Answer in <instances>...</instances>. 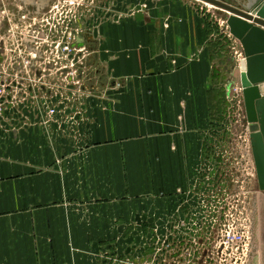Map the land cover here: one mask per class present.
Segmentation results:
<instances>
[{
    "label": "crops",
    "instance_id": "crops-1",
    "mask_svg": "<svg viewBox=\"0 0 264 264\" xmlns=\"http://www.w3.org/2000/svg\"><path fill=\"white\" fill-rule=\"evenodd\" d=\"M159 27L147 18L82 29L102 84L88 93L107 105H37L27 130L0 131V264H101L103 243L178 215L199 133L225 95L212 90L210 36ZM258 217L250 264H264Z\"/></svg>",
    "mask_w": 264,
    "mask_h": 264
},
{
    "label": "rangeland",
    "instance_id": "rangeland-1",
    "mask_svg": "<svg viewBox=\"0 0 264 264\" xmlns=\"http://www.w3.org/2000/svg\"><path fill=\"white\" fill-rule=\"evenodd\" d=\"M222 1L237 6L236 0ZM29 2L12 0L0 10V78L7 85L8 98L0 114V131L7 136L29 128L24 125L28 117L35 116L37 105H107L106 96L84 89L87 73L93 78L98 70L88 65L93 52L73 38L82 29L95 28L102 21L137 23L148 18L150 23L158 19L163 37H174V31L181 37L210 36L212 90L224 93L225 105L211 106L210 122L199 133L200 153L190 161L194 165L180 188L178 215L164 211L168 216L159 215L147 231L103 243L101 264H207V246L215 252L220 229H230L236 212L245 211L256 229L260 215L264 228V192H259L251 138L257 122L250 115L251 97L233 75L245 51L230 32L226 12L202 0ZM198 26L203 35L199 36ZM13 119L23 121L22 125L16 126ZM249 137L251 152L245 149ZM207 233L212 234L209 245ZM260 238L264 247V235Z\"/></svg>",
    "mask_w": 264,
    "mask_h": 264
},
{
    "label": "water",
    "instance_id": "water-1",
    "mask_svg": "<svg viewBox=\"0 0 264 264\" xmlns=\"http://www.w3.org/2000/svg\"><path fill=\"white\" fill-rule=\"evenodd\" d=\"M202 1L210 2L229 12L226 17L230 32L244 47L245 57L240 60V67L233 75L240 79L241 85L246 88V94L251 97L250 115L254 116L257 122L251 134L252 151L259 190L264 192V0H242L237 6L222 0ZM76 41L84 43L93 53L96 50L94 41L85 33L78 32ZM88 61V65L96 66L93 59ZM80 76H83L82 70ZM91 76L92 73H87L84 89L94 91L98 87L101 88V82H94Z\"/></svg>",
    "mask_w": 264,
    "mask_h": 264
},
{
    "label": "built area",
    "instance_id": "built-area-1",
    "mask_svg": "<svg viewBox=\"0 0 264 264\" xmlns=\"http://www.w3.org/2000/svg\"><path fill=\"white\" fill-rule=\"evenodd\" d=\"M15 14H12L14 16ZM12 21V20H10ZM76 39V34L73 36ZM1 77V76H0ZM7 85L0 78V114L7 108ZM54 114L55 109H50ZM246 151L251 152V139L245 147ZM255 163V162H254ZM242 167V164L240 165ZM246 210L245 207H243ZM232 225L229 230L221 228L219 231V240L216 244L215 252L207 246V264H250V255L252 253L253 224L245 211L236 212L232 217ZM212 234L207 233V244L211 241Z\"/></svg>",
    "mask_w": 264,
    "mask_h": 264
},
{
    "label": "bare ground",
    "instance_id": "bare-ground-1",
    "mask_svg": "<svg viewBox=\"0 0 264 264\" xmlns=\"http://www.w3.org/2000/svg\"><path fill=\"white\" fill-rule=\"evenodd\" d=\"M205 3H207V6L208 7H210V8H219V9H222V8H220V7H218V6H216V5H214V4H212V3H210V2H207V1H204ZM223 10V9H222ZM224 12H226L225 14L226 15H229V12H227L226 10H223Z\"/></svg>",
    "mask_w": 264,
    "mask_h": 264
},
{
    "label": "flooded vegetation",
    "instance_id": "flooded-vegetation-1",
    "mask_svg": "<svg viewBox=\"0 0 264 264\" xmlns=\"http://www.w3.org/2000/svg\"><path fill=\"white\" fill-rule=\"evenodd\" d=\"M85 34H87V33H85ZM211 154V152L209 151L208 153H207V160L210 158V155ZM209 172H210V170H209Z\"/></svg>",
    "mask_w": 264,
    "mask_h": 264
}]
</instances>
